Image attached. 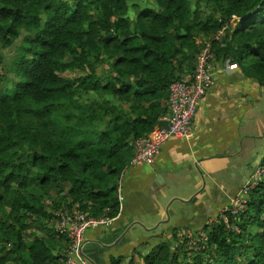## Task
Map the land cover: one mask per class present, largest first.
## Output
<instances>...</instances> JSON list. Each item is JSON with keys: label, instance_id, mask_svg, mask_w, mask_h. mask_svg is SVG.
<instances>
[{"label": "trees", "instance_id": "trees-1", "mask_svg": "<svg viewBox=\"0 0 264 264\" xmlns=\"http://www.w3.org/2000/svg\"><path fill=\"white\" fill-rule=\"evenodd\" d=\"M224 27L215 56L264 84V0H0V264H59L57 210L119 213L135 141ZM230 221L240 231L213 224L205 250L163 242L145 264H264V179Z\"/></svg>", "mask_w": 264, "mask_h": 264}, {"label": "crops", "instance_id": "crops-1", "mask_svg": "<svg viewBox=\"0 0 264 264\" xmlns=\"http://www.w3.org/2000/svg\"><path fill=\"white\" fill-rule=\"evenodd\" d=\"M263 161L264 84L215 56L192 136L170 138L152 164L125 168L119 213L87 230L85 254L93 264H145L159 244L177 245L181 230L205 228Z\"/></svg>", "mask_w": 264, "mask_h": 264}, {"label": "built area", "instance_id": "built-area-1", "mask_svg": "<svg viewBox=\"0 0 264 264\" xmlns=\"http://www.w3.org/2000/svg\"><path fill=\"white\" fill-rule=\"evenodd\" d=\"M232 19L231 23H233ZM225 27L214 36L202 40L203 47L196 57L194 73L189 78L175 80L169 87L168 112L163 120L168 127L157 126L148 135L135 141V156L133 164H152L160 148L172 137L189 139L192 136L193 118L199 103L207 90L213 84V64L215 54L212 42L220 41L224 37ZM233 68L232 65L229 66ZM264 179V165L258 164L251 177L240 187L239 191L224 206L218 215L211 218L205 228H187L177 233L178 244L190 253H197L209 246L210 227L222 222L227 229L239 232L237 224L230 221V216H238L244 212L252 192ZM120 192V190H119ZM52 227L66 238V249L59 260V264H93L84 251L87 230L97 226H108L113 218L107 216L95 217L77 206L72 209L63 208L55 211Z\"/></svg>", "mask_w": 264, "mask_h": 264}, {"label": "rangeland", "instance_id": "rangeland-1", "mask_svg": "<svg viewBox=\"0 0 264 264\" xmlns=\"http://www.w3.org/2000/svg\"><path fill=\"white\" fill-rule=\"evenodd\" d=\"M234 25L235 26V23L236 21H239V19L237 20H234ZM23 37H21L20 39H18L15 43V45L12 47V48H9L5 51V54L7 56L6 58V65H5V68H4V73H5V77L6 78H9L11 80H17V75L14 71V66H12V61H13V57L15 55V49L17 46H21V43L23 42ZM264 163V161H263ZM6 264H13L11 262H7Z\"/></svg>", "mask_w": 264, "mask_h": 264}, {"label": "water", "instance_id": "water-1", "mask_svg": "<svg viewBox=\"0 0 264 264\" xmlns=\"http://www.w3.org/2000/svg\"><path fill=\"white\" fill-rule=\"evenodd\" d=\"M158 126H166V127H168V122L166 120H161L159 122V125Z\"/></svg>", "mask_w": 264, "mask_h": 264}, {"label": "snow or ice", "instance_id": "snow-or-ice-1", "mask_svg": "<svg viewBox=\"0 0 264 264\" xmlns=\"http://www.w3.org/2000/svg\"><path fill=\"white\" fill-rule=\"evenodd\" d=\"M232 67H233V68H235V67H236V65H232Z\"/></svg>", "mask_w": 264, "mask_h": 264}]
</instances>
